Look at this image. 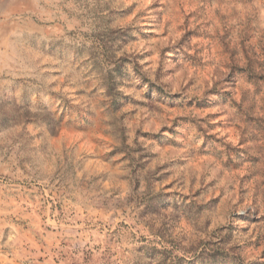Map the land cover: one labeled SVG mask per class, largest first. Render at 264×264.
<instances>
[{
  "label": "rangeland",
  "instance_id": "1",
  "mask_svg": "<svg viewBox=\"0 0 264 264\" xmlns=\"http://www.w3.org/2000/svg\"><path fill=\"white\" fill-rule=\"evenodd\" d=\"M257 6L264 0H0V264H156L142 235L148 220L107 147L111 125L60 124L49 80L65 70L78 75L83 56L103 65L122 34L156 36L163 26L166 36L175 24L180 42L196 47L181 87L202 86L226 57L249 70L248 106L264 113ZM240 175L243 183L250 173ZM247 195L264 200V179ZM210 244L209 264H264V216H245Z\"/></svg>",
  "mask_w": 264,
  "mask_h": 264
},
{
  "label": "clouds",
  "instance_id": "2",
  "mask_svg": "<svg viewBox=\"0 0 264 264\" xmlns=\"http://www.w3.org/2000/svg\"><path fill=\"white\" fill-rule=\"evenodd\" d=\"M257 7L264 18V7ZM166 15L172 19L170 10ZM164 31L157 26L156 36L148 30L122 34L106 63L93 65L81 53L78 75L65 70L49 83L60 124L100 118L111 125L107 147L126 169L124 179L148 220L142 235L149 258L209 264L215 259L210 242L249 214L264 216V200L253 204L247 195L264 179V113L248 106L243 80L249 70L226 57L202 86L181 87L196 47L180 42L175 24ZM141 114L151 119L141 122ZM240 170L250 173L243 183Z\"/></svg>",
  "mask_w": 264,
  "mask_h": 264
}]
</instances>
